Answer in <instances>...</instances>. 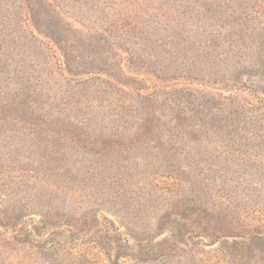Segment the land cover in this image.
Returning a JSON list of instances; mask_svg holds the SVG:
<instances>
[{
	"label": "rangeland",
	"instance_id": "rangeland-1",
	"mask_svg": "<svg viewBox=\"0 0 264 264\" xmlns=\"http://www.w3.org/2000/svg\"><path fill=\"white\" fill-rule=\"evenodd\" d=\"M119 2L124 4L118 8ZM140 2L68 0L62 9L71 10L75 4L76 9L81 6L88 11L89 17H101L115 7V16L118 11L124 12L133 17L127 19L131 22L139 18L137 13L149 16L162 11L169 13V17L161 24L177 23L175 27L168 25L167 31L174 28L180 39H195L230 16L231 4L248 0H200L195 4L206 12L204 16L200 14L203 11L194 14L195 9L187 10L191 0H145L142 11ZM0 29V109L8 102L11 105L10 90L19 87L28 92L25 103L29 106L19 108L12 104L19 113L42 107L43 112L63 119L69 106L61 105V96L48 89L51 87L40 51L25 36H16L15 30L1 22ZM258 38L264 46V38ZM185 41L191 52L184 54L189 55L194 45L188 43L191 40ZM228 67V71L223 67L221 70L228 74L232 68ZM228 76L232 79L233 73ZM67 89L62 95L63 103L74 92ZM223 91L228 93L230 88ZM88 96L94 105L114 108L109 106L108 100L112 98L107 93L90 89ZM147 104L132 105L133 116L119 124H113L104 113L79 123L84 120L78 117L82 113L72 107V112L68 111L72 124H80L87 136L105 139L102 148L93 153L78 145L62 149L61 145L44 142H19L21 138L7 137L8 132L0 130V264H242L231 239L225 243L220 237L232 235L236 229L214 218L198 189L204 183L201 176L189 174L186 179L180 175L177 180L173 177L174 168L178 167L191 172L199 171L201 166L238 170L217 152L218 136L212 130L215 127L210 130L209 125L205 132L198 130V116L174 123L166 104ZM197 161L200 166L195 165ZM96 164H102V168ZM101 169L113 177L99 180L104 174ZM9 172L19 173L18 177L10 178ZM57 174L59 189L50 184ZM30 175H35L36 180L25 181ZM206 218L212 223L203 228L202 220ZM35 224L42 229L41 234H47L42 242L45 249L26 237L25 229ZM67 224H72V234H58L51 229L63 230L68 228ZM95 230L99 238L93 235ZM189 235L205 238L195 236L191 249L186 250ZM258 248L262 249L259 255L264 256V243Z\"/></svg>",
	"mask_w": 264,
	"mask_h": 264
},
{
	"label": "trees",
	"instance_id": "trees-1",
	"mask_svg": "<svg viewBox=\"0 0 264 264\" xmlns=\"http://www.w3.org/2000/svg\"><path fill=\"white\" fill-rule=\"evenodd\" d=\"M2 1L5 9L0 12L1 25L11 27L16 36H25L37 47L47 70L45 77L51 87L48 89L61 96L58 100L61 105L69 107L63 119L43 112L42 107L19 113L12 104L19 108L28 106L25 103L28 92L15 87L10 90L11 105L8 102L3 110L0 109L1 132H8L7 137L21 138L19 142H44L61 145L62 149L78 145L93 153L102 148L105 139L87 136L80 124H72L69 114L72 107L82 113L78 117L84 120L79 123L104 113L113 124H119L133 116L132 105L145 103L166 104L174 123L198 116V130L205 132L209 131V125L210 130L215 127L212 130L218 136V151L215 150L238 170L201 166L196 172L184 171L178 167L181 164L178 160V168L174 171L179 176L173 177L177 180L180 175L186 179L189 174L200 175L204 183L198 185V189L213 210L214 218L236 229L232 235L221 234L222 242L231 239L242 264H264V256L259 255L262 249L258 248L264 243V46L258 38H264V0L231 4L230 16L195 39H180L179 32H173L174 28L165 29L168 25H177L161 24L169 17L167 9L168 14L162 11L151 12L149 16L137 13L139 18L131 22L127 19L133 17L124 12L118 11L115 16V7L101 17V14L89 17L88 11L81 6L76 9L75 4L71 10H63L68 0ZM140 1L138 8L142 11L146 3ZM191 1L187 10L195 9L194 14L197 10L203 11L195 4L200 0ZM204 13L200 14L204 16ZM185 40H191L188 43L194 45L189 55L184 54L191 52ZM228 66L232 68L226 74ZM231 73L232 79L226 77ZM44 80L43 77V83ZM69 87L73 95L63 103L62 95ZM225 88H230L231 92L224 93ZM90 89L107 93L112 98L108 100L109 106L114 108L92 104L88 96ZM116 103L119 104L117 108ZM104 155L102 157L106 158ZM198 162L196 166L201 165ZM186 164L190 167V162ZM101 165L96 164V167L102 168ZM100 171L104 174L99 180L113 177L104 169ZM14 173L16 175L9 172L10 178L18 177L19 173ZM36 178L30 175L25 181ZM57 178L58 174L50 184L59 189ZM202 221L203 228L212 223L209 218ZM67 225L63 230L51 229L58 234H72V224ZM51 229L49 231H53ZM41 231L38 224L25 229L27 239L45 249L42 242L47 234ZM92 233L100 237L96 230ZM195 236L187 237L190 242L185 243L186 250L191 249V241L200 235ZM69 245L72 247V238Z\"/></svg>",
	"mask_w": 264,
	"mask_h": 264
}]
</instances>
